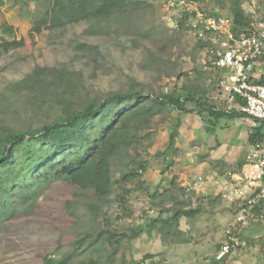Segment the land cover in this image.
Wrapping results in <instances>:
<instances>
[{
  "label": "rangeland",
  "instance_id": "rangeland-1",
  "mask_svg": "<svg viewBox=\"0 0 264 264\" xmlns=\"http://www.w3.org/2000/svg\"><path fill=\"white\" fill-rule=\"evenodd\" d=\"M138 1L144 2L141 8L114 21L46 25L34 32V23L46 18L51 0H0V43L23 41L9 51L0 49V125L40 127L66 112L130 89L157 96L173 93L181 100L189 91L204 100L205 106L220 105L218 72L204 69V49L180 11L164 13L163 0ZM197 4L217 14L239 13L244 23L264 20V0H198ZM176 74L181 75L179 79ZM186 106L188 112L170 109L153 118L138 148L136 167L152 154L153 159L157 157L154 149L166 146L172 125V145L179 140L181 150L172 147L167 154L180 157L190 148L197 138V123L204 125L209 114L198 112L195 102L188 101ZM131 156L134 159L135 153ZM125 165L126 158L112 160L113 192L105 203L98 202L91 190L56 179L40 186L33 202L20 203L8 216L0 214V264H46L48 259L58 261L64 256L67 264L91 257L102 264L106 254L96 244L81 252L73 249L77 239L87 233L95 237L99 231L121 238L114 264H151L143 257L134 260L130 240L121 235L128 234L129 228L139 229L142 220L156 214L151 209L177 207L181 194L187 195L179 200L184 206L192 200L189 192L174 191L179 196L176 202L170 201V193L161 191L164 186L153 187L146 179L142 187L123 186L118 178L127 171ZM197 176L192 173L194 182ZM178 178H172L175 188L180 187ZM155 191L160 194L150 198ZM194 199L199 207L200 196Z\"/></svg>",
  "mask_w": 264,
  "mask_h": 264
},
{
  "label": "trees",
  "instance_id": "trees-1",
  "mask_svg": "<svg viewBox=\"0 0 264 264\" xmlns=\"http://www.w3.org/2000/svg\"><path fill=\"white\" fill-rule=\"evenodd\" d=\"M143 4L138 0H51L46 18L36 21L32 30L40 32L46 25L49 28L63 27L81 21L98 24L114 21L141 8ZM233 17L237 28L246 24L241 14L235 12ZM22 44V40L1 42L0 49L9 51ZM176 76L179 79L181 75ZM24 82L25 79L21 84ZM200 100L189 91L185 92V97L181 100L173 93L157 96L130 89L110 94L102 102H91L82 109L66 112L40 127L10 129L0 125V214L6 213L8 216L20 203L33 202L37 198L38 188L56 179H63L81 190H91L98 202L105 203L113 192L111 162L116 158H126L127 168L126 172L119 175L118 183L123 186L138 184L142 187V172L146 170L148 161H141L137 167L134 161L155 116L170 109L188 112V101L195 102L200 107L198 112L207 110L212 116L238 114L215 111L212 105L205 106L204 100ZM170 130L166 148L160 152L163 155L173 147V125ZM257 138L258 130H252L249 142L252 144ZM131 152L135 153L134 159ZM155 155H159V152ZM179 190L182 187H176L168 194L170 201H177L176 196L179 195L175 192ZM159 194L155 191L149 196L156 199ZM179 204L169 209L162 207L160 213L167 210L168 215L160 220H150L146 230L156 227L165 243L179 239L182 236V232L178 230L180 218L197 213ZM143 230L132 227L128 229V234L123 233L121 236H127L131 240ZM93 244H96L98 251H105L106 259L102 264H114L121 238L116 239L113 233L107 231H99L95 237L87 233L76 240L73 249L81 252ZM66 257L58 261L48 259L46 264H67ZM151 257L146 254L141 260ZM78 264L98 262L91 257L80 260Z\"/></svg>",
  "mask_w": 264,
  "mask_h": 264
},
{
  "label": "crops",
  "instance_id": "crops-1",
  "mask_svg": "<svg viewBox=\"0 0 264 264\" xmlns=\"http://www.w3.org/2000/svg\"><path fill=\"white\" fill-rule=\"evenodd\" d=\"M219 100L220 105L212 104V108L215 111H224L225 101L223 98ZM196 126V140L180 157L170 153L161 154L166 146L155 148L154 152L158 151L159 155L155 156V159L153 154L150 155L148 166L142 172V179H146L153 187L164 186L161 191L168 194L175 190L173 176L179 175L177 182L182 190L178 192H189L192 201H188L184 206L179 200H183L187 195L181 194L178 204L181 203L184 208L193 209L197 213L182 216L178 222V230L182 232V236L165 243L156 227L150 228L149 231L146 228L150 220H160L168 215V212L163 210L160 213L162 207H151V211L156 214L139 224V229L144 230L138 237L130 240V253L134 260L146 254L151 255V258L146 259L151 264H264L261 224L257 220H251L239 228L240 246L231 248L221 259L215 257L225 242L227 226L234 215V209L227 207L222 201L221 191L226 182H231L239 174L251 146L249 135L253 128L239 114H209V120H206L204 125L199 122ZM179 146V140L175 141L173 147L179 151ZM172 159L175 160L174 165H170ZM193 172L198 175L196 182L191 178ZM196 196H200L202 201L199 202V207L195 206Z\"/></svg>",
  "mask_w": 264,
  "mask_h": 264
},
{
  "label": "built area",
  "instance_id": "built-area-1",
  "mask_svg": "<svg viewBox=\"0 0 264 264\" xmlns=\"http://www.w3.org/2000/svg\"><path fill=\"white\" fill-rule=\"evenodd\" d=\"M162 11H180L204 49V69L218 72V93L226 113H238L258 138L247 151L239 174L224 184L221 199L234 209L225 242L215 257L223 258L241 244L239 228L251 220L261 224L264 245V20L253 18L237 28L234 17L201 9L196 0H163ZM179 22L175 21V25Z\"/></svg>",
  "mask_w": 264,
  "mask_h": 264
}]
</instances>
